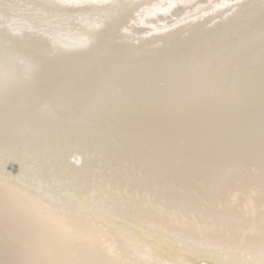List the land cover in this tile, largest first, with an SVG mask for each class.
<instances>
[{
  "label": "water",
  "instance_id": "water-1",
  "mask_svg": "<svg viewBox=\"0 0 264 264\" xmlns=\"http://www.w3.org/2000/svg\"><path fill=\"white\" fill-rule=\"evenodd\" d=\"M58 2L6 12L0 0V264H37L33 242L61 224L70 240L107 233L98 264H264V40L233 53L220 30L232 18L221 16L213 36H156L135 52L121 49L119 25L84 33L87 18L54 10ZM204 45L220 51L197 73ZM192 76L191 89L162 83ZM52 147L62 151L55 169L41 159ZM121 168L144 186L126 183ZM193 185L202 203L181 199ZM86 249L76 264H96Z\"/></svg>",
  "mask_w": 264,
  "mask_h": 264
},
{
  "label": "bare ground",
  "instance_id": "bare-ground-1",
  "mask_svg": "<svg viewBox=\"0 0 264 264\" xmlns=\"http://www.w3.org/2000/svg\"><path fill=\"white\" fill-rule=\"evenodd\" d=\"M23 1H27V0H7L9 6L6 7L5 11L7 12L9 8H13L16 5H18L19 7H22L23 9H26L23 5L20 4ZM178 1H180L181 3L191 2L190 0H59V2L54 6L56 8V9L54 8V10L61 11L62 8H66V9H69L68 12L62 11L63 13H65V15L71 16V15L78 14L80 16L86 17L87 20L86 21L81 20V23H80L81 24L80 29H82L84 33L94 32V30L98 28L104 29V27H109L112 24L119 25V28L117 29L118 30L117 35L119 37L117 39L119 42H121L120 43L121 44L120 46L122 47L121 49L135 48L134 50L135 52H138L141 48V46L139 45L136 46V43L137 44L139 43L147 44V45L151 43H155V42H151V43H144V42L146 40L158 39V37L156 36H159L160 38H162L161 40L163 39L167 40V38H170L173 35H178V34L185 35L187 33H194L198 29H203L201 32H206L203 34V36L205 37L213 36L211 35L213 32L212 27L214 26L215 22L221 16L232 18V19H229L230 20L229 25L232 24L231 25L232 27L227 28L229 27V25L223 24L222 26H220L221 27L220 30H221V35H226V39H228L229 41L228 45H230L229 48L234 49L233 53H237L235 52L237 50V46L239 44H244L243 41L250 40L252 38H258V39L261 38L257 42L264 40V24H263L264 23V12H260V10H257L253 6H251L252 5L251 3L264 2V0H234V1L225 0L223 3H220L218 7L215 9V11H213L212 13H205L204 15L200 17H196V18L195 16L191 14H189L187 17L181 18V17H176L175 14L173 15L172 13H170L174 7V4H176ZM72 3H75V4H72ZM168 13L172 15V17L166 19L167 21L165 22L162 20H159L158 26L148 24L149 21H152L155 18L159 19L161 15L168 16ZM253 14H255L254 18L256 20L254 19L255 20V22L253 23L254 25L251 26L250 25L251 21H247L246 18L251 16L250 18L253 19ZM236 16L238 18H236ZM260 16H263V17H260ZM176 18H177V23L173 24L171 22V19L176 20ZM76 28L77 27L73 23V25L71 26V29L75 30ZM1 34H2V29H0V35ZM215 38L218 39L219 36ZM0 42L1 44L3 43L4 45H6V40L0 41ZM7 43H8V40H7ZM209 44H211V42ZM262 46L264 45L259 46L256 51H260L261 50L260 47ZM134 51H127V52L130 53ZM219 51H220L219 45H216V46L212 45L209 48L207 47V45H204L203 53L204 55H208V56L207 58L201 60L200 62H198L199 59L197 57V60H196L197 62L193 63L192 65V67L195 66L196 68L194 71H197V73H199V71H204V70L211 68V66H214L215 59H210V58L214 57ZM125 53L126 51H123V54ZM183 61H187V60H183ZM198 63H202L201 69L198 66H196ZM186 67H188L187 64L185 65L183 70ZM203 74L204 72L200 73L201 76H204ZM192 78L193 79H191V77L189 78L188 77H184V78L177 77L176 79L178 80H175V79H170L169 77L167 78V81H162V83L166 82L164 84V87L170 84L175 85L176 83H178L179 85L180 80H181L185 82V84L190 82L189 88L191 89L195 87V85L193 86L191 85L194 84L193 81H196V76H192ZM216 78L218 77H212L208 81H216ZM218 82L224 83L228 81L227 79L224 78L222 80H219ZM159 84L161 83H157V85ZM155 86L156 85H154L153 89L163 88V86H156V87ZM117 88H119L118 91H116ZM172 89L174 90V88L165 89L153 96L159 99L158 98L159 95L169 93ZM125 90L126 89L123 87L122 84L119 86L116 85V88H115L116 92H119L122 94ZM203 94H205V91ZM111 95H114V92ZM165 96L166 95H163L162 97H165ZM110 139L114 140V138H110ZM39 143H41V141H39ZM108 146L109 148H113V146L110 145L109 142H108ZM86 147L87 145L84 148ZM44 150H47V149H44ZM36 154L40 156V153H36ZM61 154H62V151L60 150L59 151L56 150L55 152H53V147H52L50 150V153H48L47 155H45L44 153L42 154L41 159L45 158V159L52 160L51 163L54 164L52 169H55L57 164L59 163L58 161H60L59 155ZM63 154H64V157L66 156L65 159L63 160L64 162H67L68 153L63 152ZM4 156H5V152H4ZM18 157H20V153L18 154ZM46 162H48V160H46ZM30 163H33V162H30ZM68 164L69 163L65 165L67 167V170L72 169L73 170L72 174L76 172L74 171V168H72ZM42 165L45 166L44 163ZM50 167L51 166L49 164L48 168ZM121 169L127 172V175L124 176L123 179L129 185L131 186L135 185L134 181L139 182V183H142V182L144 183V181L142 182L137 181L132 176V174L126 170V168H121ZM143 183L142 185L144 186ZM162 184L164 185V187L170 186L168 183H162ZM195 188H196L195 185H193L189 189L180 188V191L182 193L181 199L188 201L190 200L188 196H192L193 198H196V200H198L200 203H202L203 198H206V196L202 197L200 194H198V191H195ZM174 190H175L174 194L175 195L178 194L177 190L176 189ZM169 192L171 193V191ZM191 200L193 201V199ZM23 204L25 203L23 202ZM71 223L73 222L71 221ZM75 226L76 224L73 223V227ZM61 227L63 228L62 233L58 230L61 228L54 226V227H51L50 229H47L48 235H47V238L44 239L43 242H40V241L33 242L34 247L31 249L32 255H33L32 258H37V261H38L37 264H43V262L41 263L40 259H38L40 254L47 256L49 258L47 260V264H76L73 261L74 254H76L78 251L86 252L87 251L86 248L88 247H90L92 253L96 252L93 259L96 264L99 263L100 259H99L98 254H99V251L102 249L103 244L106 242L104 241V243H101L99 237L101 239H104V237L107 235L106 232L101 233L99 237H96V236H93L94 233L93 235L89 236L82 231H71L73 232L72 233L73 235L71 236H74V238H76L77 240L76 239L70 240V238L68 237L69 231L67 230V228H69V225L65 226L61 224ZM100 230L103 231V229H100ZM58 232L60 233V235L57 238ZM115 244L118 247V243H115ZM115 244L114 242L109 241L107 245L105 246L107 248L109 247L110 251L109 250L108 251L110 253L115 254L118 258L122 257V255L119 252V247L118 248L115 247Z\"/></svg>",
  "mask_w": 264,
  "mask_h": 264
},
{
  "label": "rangeland",
  "instance_id": "rangeland-1",
  "mask_svg": "<svg viewBox=\"0 0 264 264\" xmlns=\"http://www.w3.org/2000/svg\"><path fill=\"white\" fill-rule=\"evenodd\" d=\"M190 1L191 2H184V3H181L180 1H178L176 4H174V7L170 13H172L173 15L175 14L176 17H181V18L187 17L189 14H191V15L195 16V18H196V17H200V16L204 15L205 13H212L213 11H215V9L218 7V5L220 3H223L225 0H190ZM227 1H234V0H227ZM163 5H165V4H163ZM201 7H203V8H201ZM170 17H172V15H170V16L161 15L159 17V19L155 18L152 21L148 20L149 21L148 24L158 26L159 20H162L165 22V21H167L166 19H168ZM171 22L173 24L177 23V18H176V20L171 19Z\"/></svg>",
  "mask_w": 264,
  "mask_h": 264
}]
</instances>
